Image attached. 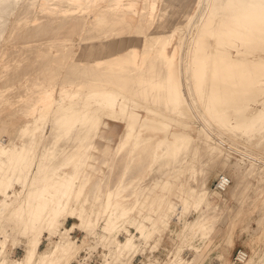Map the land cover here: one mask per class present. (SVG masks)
Returning <instances> with one entry per match:
<instances>
[{"label": "bare ground", "instance_id": "1", "mask_svg": "<svg viewBox=\"0 0 264 264\" xmlns=\"http://www.w3.org/2000/svg\"><path fill=\"white\" fill-rule=\"evenodd\" d=\"M44 1L49 3L35 15L32 12L33 9L32 13L30 10L28 11L29 0H0V43L4 45L0 49V58L2 59L0 84L5 88L25 77L26 81L16 90L15 95L22 94V92L30 95L32 92L35 94L36 100L42 104L38 112L33 115L32 120L15 124L14 128L5 131V135H1L3 130L0 132V225L7 226L8 221L11 223V219H13L17 230L19 224L22 227L20 241L23 245L22 256L18 260L12 261L10 259L11 250H6L9 234L5 231V234L0 237V264H58L61 261H66L67 264L70 259L78 255L80 245L73 240L71 235L74 228H62L58 219L67 209L72 215L74 213L72 200H77L82 194L85 184L80 182L82 172L92 167L89 164V159L92 157L90 149L94 147V139L100 130L98 128L102 115L126 121V127L119 135V141L113 151L116 155L122 152L126 153V150L129 149L133 151L141 145H145L144 148H150L151 162L154 165L159 159L164 160L168 157L169 161L165 164H168L167 168L173 169L176 163L187 158L184 157V154H196L200 150H204V159L207 161L201 160V162H206V164L203 162L202 166L207 165L209 171L205 172L199 180L196 179L200 181L196 189L183 188L181 185L175 193L179 194L181 204L186 206L189 201H192L195 207L211 209L214 218L218 219L220 209L225 205L226 199L232 197V194L241 186L242 177L247 173L253 175L256 165H261L264 169V160L241 150L234 141H230V138H228L229 140L225 139L221 133L210 128L213 121H218L214 115L219 114L221 119L224 118L223 121H227V124L221 129L224 133L230 134V137L232 135L236 137V134L230 133L234 131L235 127L229 125L230 118L221 117L227 116L228 111L221 112L223 107L220 109L222 103H217V96L206 94L212 100L213 106L208 108L207 112L200 109L195 89L192 88L194 67L196 65L205 67L201 78L209 77L207 80L211 82L210 84L214 83V79L221 78L223 84L238 90L240 99L252 94L251 92H253L252 96L258 97L259 90L264 91V0H209L210 7L205 16L202 14V9L206 0H189L190 6H187L189 3H184L185 0H62L64 2L62 6L58 5V1L62 2L61 0ZM51 5L52 7H50ZM73 9L78 12V15L70 14ZM34 10L36 11V9ZM183 10H185L184 15H182ZM9 15H13L14 20L11 21L12 23L8 22L9 25H7V19L4 21V18ZM87 15L90 16V19H86L88 26L87 28L86 25L84 26L86 28H84V35H69L73 31L74 25L78 26L79 21L83 23L84 17ZM143 19L152 22L159 20L162 24L167 22L169 30H163L161 27L160 31L159 28H155L159 31L153 32L152 41L148 40V42L146 39L142 43L141 52L133 45L125 48L123 41H117L119 35L117 36V33L114 34L115 36L112 35L116 26L122 23L136 22L138 24ZM64 21L69 23V27L66 23L64 24ZM162 24L161 26H164ZM51 26L52 29H49ZM48 32L49 35H54L53 38L51 37V40L53 39L51 44L44 42ZM194 32L195 36L193 37ZM56 33H61L60 35L64 37L58 39V36H55ZM175 33L178 45L173 47L172 38ZM144 34L148 38L147 35L150 36L152 33ZM210 37L215 41H225V43L223 46L217 43L218 46L215 47L208 40ZM220 37L225 38L222 41ZM56 38L58 40H55ZM189 40H193L191 49L188 45ZM237 42H240L243 50L238 47ZM232 48H234V53L231 51ZM51 61L60 64L61 67L68 64L67 73L59 83L56 82L58 78L56 70L50 69L49 62ZM80 62L99 66V72L95 71L98 74H91V77L90 74L82 75L85 70L83 72L78 68L79 66L74 65ZM57 64L55 66L58 67ZM55 66L52 67L55 68ZM84 67L86 66L84 65ZM58 68L60 69V67ZM117 79L125 86L124 88L120 87L119 90L118 86L116 87L118 84L114 86L113 83H116ZM204 80L202 79V81ZM84 82L92 83L90 87H93L86 94L83 93L84 90L81 91L83 94L80 93L81 102L77 94ZM56 84H60L57 97L53 95V88ZM69 84H75L76 90L68 91L67 85ZM85 84L83 85L85 86ZM158 88L167 91L166 94L172 96L174 100H179L178 106H183L185 112L190 115L188 121L179 122L178 118L172 117V113L145 102H141L139 107L135 106L136 109L142 107L141 109H144L146 113L143 118L138 115L135 108L132 107L139 102V98L135 99L137 94L142 91L143 96H150L148 90ZM11 89L14 88L11 87ZM234 90L230 92L233 93ZM189 98L195 100L191 102ZM252 101L261 102L264 106V94ZM163 102L165 101L163 100ZM243 103H231L233 107L231 120L233 119L237 123L234 124L238 127L240 117H245L247 122L242 129L247 131L260 127L262 136V133L264 134V109L257 111L254 106H251V103ZM41 109L45 112H42ZM192 123H197L198 131H200L198 137H202L203 133L205 135L201 144L200 142L195 144L194 141L198 140H193L190 133ZM48 125L49 130L46 133L45 127ZM173 125H178V128H172ZM159 131L162 133L161 136L157 135ZM13 132L15 137L20 140V145L13 144ZM39 144L42 148L41 153L39 152L40 157L36 156ZM69 145L73 146L69 147ZM129 146V149H125ZM256 147L259 146L256 145ZM144 148L143 150H145ZM124 149L125 151H123ZM223 149L226 151L223 152ZM202 151H200L201 154H203ZM231 151H236L241 159L238 158L236 162L228 165V158L224 154L225 152L232 153ZM138 152L143 154L141 151ZM140 157L142 159V156ZM58 158L60 159L56 160ZM244 159L246 162H241ZM134 160L137 159L132 161ZM34 161L36 163L32 169ZM103 161L101 162L103 163ZM247 162L249 163L247 173H241L244 169L238 171L240 164L246 165ZM70 163L76 173L73 179L74 175L67 178V172H60L62 167ZM131 166L130 168L134 167V165ZM191 166L180 167L179 170L182 171L184 168L191 170ZM136 167L135 165V169ZM215 169L220 172V175L216 190L213 191V188L210 187V180ZM136 174L133 175L135 178ZM169 174L171 176L172 174L180 175L178 172ZM171 176L166 177L161 183L159 186L161 190L174 192L173 182L175 179L171 180ZM178 176H176L177 179H179ZM14 184H19L21 190H14ZM135 190V195L138 197L136 201L126 202V199L115 198L116 194L107 189L103 198V212H108L106 217H96L91 220V210L87 213L80 212L78 215H73L80 220L76 227L88 234L94 233L91 235L94 237V241L89 245V248L94 249L98 245L102 246L100 264H131V260L138 252V241L146 240L150 234L148 227L142 221L136 220L131 212L137 210L141 220L146 219L144 211L151 209L159 194L154 191V188L150 189L151 191L148 189L145 196L141 198L143 192H140L138 188ZM22 194H24L23 197H21ZM212 194H215L216 198L212 199ZM176 206L169 199L162 203L161 201L157 202V210L172 212L173 215ZM202 208H200L201 214L194 221L188 223V226H196L200 235L205 236L208 231H213L214 226L211 223L202 222L201 217L204 215ZM130 225L134 226L139 235L136 236L130 232L123 242H119L116 238L118 232L121 229L129 232L127 227ZM98 227L101 228V234L97 231L94 232L95 229L98 230ZM53 233L59 235V256L56 258L52 247L47 246L43 250L39 249L45 236L49 234L50 238L48 239L50 240ZM95 235L100 236L96 239ZM255 252L254 250L249 254L246 250L241 249L240 257L243 258V264H257V258L254 257ZM245 255H247L246 258H244ZM220 260L223 264L222 257Z\"/></svg>", "mask_w": 264, "mask_h": 264}, {"label": "rangeland", "instance_id": "2", "mask_svg": "<svg viewBox=\"0 0 264 264\" xmlns=\"http://www.w3.org/2000/svg\"><path fill=\"white\" fill-rule=\"evenodd\" d=\"M31 1H33V0H31ZM31 1L29 0V2L27 4L29 6L28 11L30 10V13L33 12V14H35V15L38 14L39 12H41L42 8L47 3H49L48 1L45 3L44 0H34L33 2H31ZM63 1L62 2L58 1L59 2L58 5L62 6L64 4ZM34 2H35V4H34ZM30 3L33 4V6H31ZM184 3H186V4L189 3V5H187V6L191 5V2L189 0H185ZM50 7H52V5ZM209 7H210V1L206 0V3L204 4V7L202 9L203 16H205L207 14ZM34 9H36V11ZM31 10H32V12H31ZM184 13H185V10H183L182 15H184ZM70 14L71 15H75V14L78 15V12H75L73 9ZM58 15H59V13H58ZM11 18H13V19H11ZM84 18H85V21L83 20V23H81V21H79L78 26L73 24L75 28L72 25L73 31H71V33H69V35L70 34H71V36H78L81 34L84 35L85 29L88 26L87 25L88 21H86V19L89 20L90 16L87 15V17H84ZM5 20H6V23H8V22L12 23L13 22L12 20H14V16L9 15L7 18H4V21ZM66 21H68V20H66ZM84 22H86V23H84ZM142 22H143V24H142ZM156 22L158 24H160V26H158V24ZM168 22H170V21H168ZM257 22L258 21L256 20V23ZM9 23L7 25H9ZM65 23L67 24V27H69V25H68L69 23L64 21V24ZM164 23L162 24L159 20L152 22V21H150V20L148 21L146 19L141 20V23H138V24L136 22L130 23V24L122 23L123 25L121 24V25H118L115 27L116 29H114V31L112 32V35L117 33L116 35L117 36L119 35L117 37V41L118 42L123 41L125 48H128L129 46L133 45V46L137 47V50L139 52H141L142 51L141 50L142 49L141 48L142 43H144L146 41V39H147V41L148 40L152 41L151 39H153V37H154L153 32L156 33V31H159V30H156L155 28H159L160 31L162 28H163V30L164 29L169 30V24L167 26V22L165 24ZM64 24L62 23V25L66 28V26ZM161 24L164 26H167V27L161 26ZM85 25H86V28L84 27ZM63 26H62V28H64ZM81 26H82V28H81ZM134 26H136V27H134ZM137 27H138V29H137ZM170 27H171V25H170ZM50 28L52 29V26L49 27V29ZM76 28H77V30H76ZM210 28L211 27H209V29ZM210 30L208 32H210ZM144 33H147V34L152 33V34H150V36L147 35L148 36V38H147ZM159 33H161V32H159ZM60 34L61 33H58V34L56 33L55 36H58L57 37L58 39L64 37V36H61ZM46 35L47 36H46V38H44V42L47 44H51V42L53 40V39L51 40V37L54 35L53 34L49 35V32L46 33ZM192 35L194 37L195 32ZM57 38L55 40H58ZM120 38H121V40H120ZM220 38L223 41L225 37H220ZM177 39L178 38H177V35L175 33L173 38H172L173 47H176L178 45ZM208 40L215 47H216V45L218 46V44L223 46V44L225 43V41L224 42L215 41L212 37L208 38ZM192 41L193 40H189V42H188L190 49L192 46ZM237 43L239 45L238 47L243 50V47L241 46L240 42H237ZM2 44L3 43H0V45H1L0 49L4 46ZM32 44L34 45L33 42H32ZM48 48L50 50V46ZM231 51L234 53V48H232ZM1 63H2V59L0 60V65H1ZM49 63H50L49 64L50 69L52 68V69L56 70L55 73H57V76H58L56 82L59 83L60 80L63 78L64 74L67 73L66 68L68 67V64L64 65L65 67L64 66L61 67L60 64L58 65L57 63H52V61ZM80 63H76L78 65H76V64H74V65L77 67L79 66L78 68L80 70H82V71L85 70V72H87V73H85L83 71L84 74H82V75L90 74V77H91L93 74L94 75L98 74L95 71L99 72V70H100L99 66H96V65L93 66L91 63L87 64V65L84 63H81V64ZM55 64H57L58 67H60V69L57 66H55ZM84 65L86 67H84ZM52 66H55V68H53ZM87 66H89V67H87ZM80 67H82V68H80ZM97 67H98V69H97ZM196 67H197V65L194 67V81L192 84V88H193V90L195 89L194 92H196V95L198 96L197 97L195 95L199 101L200 109L203 111L205 110L207 112L208 108L213 106L212 100L209 99V97H207L208 93H209L208 96H210V95L211 96L212 95L217 96V100H218L217 103H220V102L222 103L221 104L222 106H220V109L223 107L221 109V112L222 111L225 112L226 110L228 111L227 116H221V117H225V118L229 117L230 118L229 125L235 126L233 128L234 131H231L230 133L234 134V135L236 134V137H233V135H232V137H230L231 136L230 134H229L230 135L229 136L228 133H224L223 129H221L222 127L224 128V126L227 124V121L226 120L223 121L224 118L221 119L219 114L214 115L216 117V119L218 118V121L217 122L213 121L210 128L217 133H221L225 139L230 138V141H234L235 145H237L241 150H245V151L253 154L254 156H259L264 160V147H263V145H264L263 144L264 143L263 135L264 134L262 133V136L260 135V133L262 132V131H260V127H258L259 129L256 128L257 130L252 129V130H247V131L245 130L244 131V129H242V128H244L243 125L246 124V122H247V119H245V117L241 116L239 119L240 125L239 124L238 125L242 126V127H239V126L237 127L235 125L237 123L234 122L233 119L231 120V116H233V107L231 106L232 102H235V103H237V102L243 103L244 102L243 104L249 102L252 104L251 105L252 107L254 106V108H256L257 111L264 109V106L261 104V102L256 103V101H254V102L252 101V100H256V99L260 98V95H263L264 91L262 89H261V91L259 90V92L256 91L259 93L258 97L252 96L253 92H251L252 94L245 96L242 99H240V97H239L240 94L238 93V90H234V88H232L231 86H227V85L223 84V81L221 78L214 79V83L210 84L211 82L209 80H207V79H209V77L203 76V78H201L202 73H203L202 71L205 70V67L204 68H202L200 66L197 68ZM206 67H207V65H206ZM208 72H209V69H208ZM169 75H171V74L169 73ZM202 79L203 80L205 79V80L202 81ZM25 81L26 80L24 77L21 80H16L15 84L12 83L11 85H7L5 88L0 84V132H2V130H3L1 135H5L6 130H10V129L14 128L15 124H21V123L26 122L30 119L32 120L33 115H35L38 112L39 107L42 106L40 101L36 100L35 94L32 92H30V95H27L25 92L24 93L22 92V94H19V95H15L16 90L20 86H22V83H24ZM118 81H119V79H117L115 81L116 83H113L114 86L116 84H118V85H116V87L118 86L117 87L118 89L120 87L124 88L125 86L122 85ZM249 81L251 82V80H249ZM89 83L90 82H88V83L84 82L83 84H85V86L88 85L87 87H90V85L92 83L91 84H89ZM83 84L81 86L80 91H78V94H77L79 96V101H81L80 97H82L81 91L84 90L83 93L85 92L84 94H86V92L90 91V89L93 87V86H91L90 88H87ZM211 85H213V86H211ZM83 86H84V88H83ZM11 87H13L14 89L12 90ZM54 87L55 88H53V93H54L53 95L57 97V94H58L57 91H60V84H58V85L56 84ZM198 87H200V88H198ZM46 88H49V87L46 86ZM70 88H71V90H70ZM67 89L70 92L75 91L76 85L75 84H69V85H67ZM232 90H234L233 93L230 92ZM148 91H149L151 97L149 95L146 97L143 96V93H141L142 91H140L139 92L140 94H137V97L135 96L136 100L139 98L138 99L139 102L137 101L138 103L134 104L132 107L135 108L136 105H137V107H139L141 105V102L142 103L145 102L146 104L151 103V105H154V106L156 105L155 107H159V109L162 108V109H165L166 111L172 113L171 114L172 117H176V119L178 118L177 120L179 122L183 121V120L188 121V119H190V115L187 112H185L184 107L178 106L179 100L178 99L174 100L172 96L167 95L166 94L167 91L165 92V90H163L162 88L153 89V90L151 89ZM187 92H189V91L187 90ZM157 93H158V95H156ZM199 94H200V96H199ZM76 98H78V97H76ZM172 99H173V101H172ZM221 99H222V101H221ZM163 100L165 102H163ZM194 100L195 99H192V98L190 99L191 102H193ZM65 101L67 102V100H65ZM201 103H202V105H201ZM27 105H28V108L26 109ZM262 106H263V108H262ZM141 108L142 107H140L138 109L135 108V110L138 113V115L139 116L141 115L140 117L143 118L146 113L144 112L145 110L144 109L142 110ZM176 108L178 110V114H177ZM41 111L45 112V110H43V109H41ZM231 112H232V114H231ZM205 116H207V114ZM219 119H221L222 122H220L221 120H219ZM100 122L101 123L99 124V128H98L100 130H99L96 138L94 139V147L90 149V153L92 154V157L89 159V164H91L92 167H90V168H88L82 172V174L80 176V182L85 183L83 186V189H82V194L79 196V198L77 200H75V199L72 200L73 209H74V213H73L74 216L78 215V213H80V212L87 213L91 210L92 211L91 215H90L91 220H94V218H96V217H101V218L103 216L106 217L108 212H105V213L103 212V210H104L103 209V204H104L103 198H104V193L106 192L107 189H109L110 191H112L116 194L115 198H119L121 200L126 199V202H131L134 200L136 201V199L138 198L135 195V192H136L135 189L136 188H138V190L140 192L141 191L143 192L144 195L142 194L141 198H143L145 196V193L148 192V189H149V191H151L154 188V191H156L159 194V196H157V198H156L157 201H155V204H152L151 209L144 211V214H146L147 218L144 220H141L137 210L134 212H131V215L134 218H136V220L142 221V223L148 227V229H149L148 231L150 233L148 235V237L146 238V240H144L142 242H140V240L138 241V243H139L138 252H137L136 256L131 260V262H132L131 264H206V263H208V264H221L220 257H222V259H223V264H243V263H234V257H235V253L237 250L236 249L235 251H233L232 248L234 247V245H235V247H240V249H242V250H246L249 254H251L255 250L256 252L254 254V257L257 258V264H264V177H263L264 169H263V166L256 165V169L253 170V172H254L253 175H250V174L248 175V173L246 171H248L247 169H249V163L247 162L248 165L247 164L245 165L243 163H244V161L246 162V160L244 159L243 161H241L243 163L240 164L241 166H240V168H238V171H241V169H244L241 173H243V174L247 173L246 176L247 175L248 176L246 177L244 175V177H242L241 186L239 187V189L235 193L232 194V197H229L226 199L225 205L220 209V217L218 219L214 218L211 209L206 210L204 207L202 208L201 206H199L204 211V215H202V217H201L202 222H205L207 224L211 223L212 226H214L212 232L208 231L205 236L200 235V231H198V228L196 226H188V223L194 221L201 214V209L199 207H195V205L192 201L191 202L189 201V204L188 203L186 204V206L188 205L189 207L188 206L186 207L185 205L181 204L179 194L175 193V191L178 190V188L181 185H183V188H195L196 189L198 187V185H199L198 182H200V181H198L199 178H201V176L205 172L209 171V169L207 168V165H205L206 162L203 161L205 163L204 164L205 166H202L203 162H201V160H206V159H204V150L203 151L200 150V151H202L203 154H201L200 151L198 153H196L197 155L195 153H190L189 155L184 154V157H187V158L184 161L181 160L180 162L176 163V165L173 167V169L167 168L168 164L167 163L165 164V162L169 161V159H167L168 157L166 158L167 160L166 159H164V160L159 159L160 161L158 160L157 163L154 165L151 162L150 148L149 147L144 148L145 145H141L140 147L136 148L133 151H131L129 149L130 148V146H129V147L125 148V149H129V150H126V153L122 152L121 154L116 155L113 153V151L116 147L117 142L119 141V135L122 134V132L124 131V129L126 127V121L119 119V118L110 117L108 115H102ZM176 123H178V122H176ZM172 128H178V125H173ZM48 130H49V125L45 127V132L47 131L46 133H48ZM253 130H254V132H253ZM190 133L193 137V140L194 139L198 140L197 142L194 141L195 144L198 142H200V144H201V142L203 141V137L205 135L203 133L202 137H198V134H200V131H198L197 123H195V124L192 123V130ZM157 135L161 136L162 133L159 131V133H157ZM260 136L262 137L261 140L263 141V143L259 139ZM12 137H13V144L15 143L14 145H16V146L20 145V140L17 137H15L14 132L12 133ZM3 138L5 139L6 137H3ZM256 138H258V139H256ZM59 140H61V139L59 138ZM254 141H256V142L253 143ZM259 141H261V142H259ZM257 142H259L260 145H262V148H260V145H258L259 143H257ZM252 143H253V145H251ZM256 145L259 147H256ZM72 146L69 145V147H72ZM40 147L41 146L39 144L37 147L36 156H39L41 153L40 150L42 148H40ZM69 147H68V150H69ZM143 148L145 150H143ZM125 149L123 151H125ZM138 151H141V153H143V154H139L140 152H138ZM224 151H226V150L223 149V152ZM231 152L232 153H226V152H225V154L223 153L228 158L227 159L228 165L233 163V162H236V160L238 158L241 159L240 155H238V153L236 151H231ZM252 152H254V153H252ZM202 155H203V157H202ZM122 156H124V157H122ZM140 156H142V159L144 158L145 160L144 159L142 160ZM198 157H200V158L202 157L203 159L202 158L200 159ZM59 159L60 158H58L56 160H59ZM133 159H137V160L132 161ZM199 159H200V161H198ZM35 160H37V159H35ZM101 161H103L104 165H102L103 163ZM136 161H137V163H136ZM123 162L125 165L123 164ZM163 162H164V165H163ZM199 162L201 165L199 164ZM35 163H36V161H34L32 169L34 168ZM130 165H132V166L134 165V167L131 166L132 168H130ZM135 165L137 166L136 169H135ZM148 165H152V166H148ZM187 165H192L191 166L192 169L186 170V168H184L182 171L179 170L180 167H184ZM194 167H196V168L199 167V168L196 169ZM204 167H206L207 169ZM139 168H141V169H139ZM202 168H203V171H202ZM104 170H105V172H104ZM166 170L169 173L178 172L180 175L178 176L176 174H172V176H171ZM61 171L68 173L67 178H70L71 176L74 175L72 177V179H73L76 176V173H74L75 171H74L73 165H71V163L62 167L60 169V172ZM101 171H102V173H101ZM131 171L132 172L134 171V172L132 173ZM216 171H217L216 169L213 171V174H212L213 176H211V180H210V187H211V189L213 188L212 189L213 191L216 190V184H217V181H218V178L220 175V172L219 171L216 172ZM134 173L135 174L137 173L136 178L134 177L135 176ZM211 173H212V171H211ZM157 174H158V177H156ZM170 176H171V180L175 179V181L173 182L174 192H172V193L167 192L166 190H161L159 187L161 185V183L166 179V177H170ZM176 176H178L179 179H177ZM129 177H131V178H129ZM196 179H198V180H196ZM104 180H105V182H104ZM66 185H65V187H66ZM109 187L110 188L112 187V188L110 189ZM28 188H29V186H28ZM62 188L64 189V186ZM14 190L20 191L21 190L20 185L14 184ZM92 190H93V193H92ZM97 190H99V191H97ZM57 195H58V193H57ZM125 195H127V196L125 197ZM23 196H24V194L21 195V197H23ZM211 196L213 197L212 199L216 198L215 194H212ZM166 199L171 200L172 202L175 203V205H177L174 209V212L176 215L175 214L173 215L172 212L167 213V211H164V210H157V202L161 201V203H162ZM8 200L11 201L10 199H8ZM178 204H181V205H178ZM184 206L187 208V210L185 209ZM73 215L67 209L58 219L62 228H67V229L74 228L71 235L73 237V240L78 242L80 245L78 255L75 258L70 259V261L67 264H100L101 253L103 251L102 246L98 245V246L94 247V249L89 248V245H91L92 242L94 241V237L91 236L94 233L88 234L84 230H81L78 227H76V224L80 223V220H78ZM176 217H177V219H176ZM12 220L13 219H11V223H9L10 221H8L7 226L6 225H4V226L0 225V228L1 227L3 228L6 226L4 228L6 230H4L2 228L0 229V231H1L0 237H2L3 234H5L4 233L5 231H7V233L9 234V236L7 238L8 241H7L6 250L7 251L11 250L10 259L12 261H15V260H18L23 254V245L20 241V239L22 238V233H21L22 227H20V225L18 224L19 226L17 225V227L19 230L18 229L16 230V223H13L14 220L13 221ZM100 222H102V221L100 220ZM13 224H15V225H13ZM173 226H175V227H173ZM127 228L129 230V232H126L124 229H121L118 232L116 238L119 240V242H123L129 236L128 234H130V232L133 234H136V236L139 235V233L135 230L134 226L130 225ZM11 231H12V233H11ZM95 231L99 232L100 234L102 233L100 227H98V230L95 229L94 232ZM99 233H97V234H99ZM99 236L100 235H98V237H97V235H95L96 239H98ZM48 238H50L49 234H47L45 236V238L43 239L42 243L39 246V249L43 250L47 246L52 247L54 257L56 258L59 256V246H58L59 235L53 233V234H51V239L49 240ZM58 264H66V261L58 262Z\"/></svg>", "mask_w": 264, "mask_h": 264}, {"label": "built area", "instance_id": "3", "mask_svg": "<svg viewBox=\"0 0 264 264\" xmlns=\"http://www.w3.org/2000/svg\"><path fill=\"white\" fill-rule=\"evenodd\" d=\"M240 251H241V249H240V247H238L237 248V250H236V253H235V257H234V263H243V258H241L240 256ZM247 257V255H245L244 256V258H246Z\"/></svg>", "mask_w": 264, "mask_h": 264}, {"label": "crops", "instance_id": "4", "mask_svg": "<svg viewBox=\"0 0 264 264\" xmlns=\"http://www.w3.org/2000/svg\"><path fill=\"white\" fill-rule=\"evenodd\" d=\"M238 247H235V245H234V247L232 248L233 249V251H235L236 249H237ZM231 249V250H232ZM230 255V254H229ZM206 264H208V263H206Z\"/></svg>", "mask_w": 264, "mask_h": 264}]
</instances>
